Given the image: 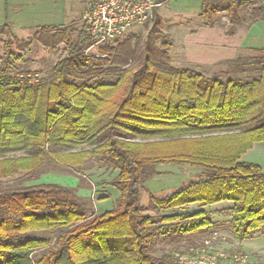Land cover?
Returning <instances> with one entry per match:
<instances>
[{
	"label": "trees",
	"instance_id": "1",
	"mask_svg": "<svg viewBox=\"0 0 264 264\" xmlns=\"http://www.w3.org/2000/svg\"><path fill=\"white\" fill-rule=\"evenodd\" d=\"M256 1L204 0L200 16L215 26L225 12L231 34ZM254 11L264 15L262 6ZM150 22L159 27L156 12ZM36 35L46 46L66 47L47 78L7 73L3 58L13 55L15 36L8 24L0 27V264H178L173 253L154 256L153 244L213 223L202 209L144 213L140 191L165 164L203 175L169 195L150 194L155 209L229 201L233 237H264V172L241 160L254 143L264 145V56L231 60L226 79H207L171 67L165 51L156 61L148 49L137 52L130 35L101 47V56L85 53L91 42L84 26L74 42L64 28L42 27ZM90 159L116 171L111 185L119 196L100 214L85 215L72 188L1 186L15 176L37 178L49 165L81 168ZM47 231L50 238L36 235Z\"/></svg>",
	"mask_w": 264,
	"mask_h": 264
},
{
	"label": "rangeland",
	"instance_id": "2",
	"mask_svg": "<svg viewBox=\"0 0 264 264\" xmlns=\"http://www.w3.org/2000/svg\"><path fill=\"white\" fill-rule=\"evenodd\" d=\"M88 1L89 0H81V4L85 7ZM220 1L223 2L222 5L227 2V0ZM253 8V3H251L243 9V16L246 21L250 20V11ZM222 16L226 17L227 15L225 12L217 14L216 18L218 19V24L225 23L228 25V18L226 17V20H223L221 18ZM83 26L81 21H77L68 25L64 29L70 39L74 42L77 40L81 30H83ZM13 35L15 36V40L11 45L13 55L3 58L7 59L10 67L7 71L8 74H14V72L17 71L20 72V74H22V72H29L32 78L35 76L40 79L47 78L51 73L54 63L66 54L64 43H60L55 47L46 46L38 40L36 32L23 33L20 36L13 33ZM128 35L132 36V46L138 43L137 52H141L143 49H148L152 59L156 61L160 58V56H158L159 52L165 51L168 54L169 62L171 61L172 50L170 36L166 33V30L163 29L161 22L158 28H154L149 21V23L147 22L142 26L131 29L126 36ZM88 47L85 49L86 54L90 56H101L102 52L100 51V48L104 47V45L93 46L89 49ZM2 52L3 50L0 48V55H2ZM107 65L108 64H103L102 66L105 68ZM170 66L173 67L171 63ZM188 69L192 70L193 68ZM227 71L228 66L226 64H220L213 69L209 75H204V77L207 79H212V77L226 79L228 75L223 73H226ZM104 81H108L107 77L104 78ZM243 161L258 164L264 172V145L262 143H256V145L244 155ZM200 171L201 170H199V172ZM197 172L198 170L191 171L189 179L196 180V177H198ZM115 174L116 171L113 172L110 168H100L94 160L90 159V161L85 160V165L81 168L69 169L59 165H49L42 173L37 175V178H20L21 180H16V178L20 176H15L3 180V185L1 186L14 187L36 184H56L72 188L79 197L76 203L79 205V208L85 212V215H88L91 209L94 214H100L115 206V192H113V194L108 193L111 192V183ZM156 196L160 198L162 195ZM104 198L106 199L102 200ZM137 202L140 207L143 206L144 213L151 215H169L175 211H182V209H176L175 211L174 209H155L153 202L150 201L149 194L143 191ZM226 208L227 207H220L219 209H203L205 216L209 218L213 225L204 228L196 234H192V231L184 234L182 233V235L180 232L175 233V231L169 234L166 233L165 236L167 237L165 240L160 239L153 244L152 254L154 256H160L167 253L174 254V252H187L191 247L201 246L205 240H208L214 249L242 251L249 254L252 259L257 260L260 264H264V237L261 232L251 233L249 238L243 240L234 238L231 233L230 223L232 214L226 210ZM198 209H201L198 205L188 208L189 211ZM44 234L49 238L52 236L50 231L43 233L38 232L36 235L43 236ZM38 253H40V250L36 251L35 254Z\"/></svg>",
	"mask_w": 264,
	"mask_h": 264
},
{
	"label": "crops",
	"instance_id": "3",
	"mask_svg": "<svg viewBox=\"0 0 264 264\" xmlns=\"http://www.w3.org/2000/svg\"><path fill=\"white\" fill-rule=\"evenodd\" d=\"M87 5L88 3L84 7L81 0H0V27L6 23L15 35L20 36L23 33L37 32L42 27L63 29L77 21H81L83 26V14ZM203 6L204 0H165L155 11L163 29L170 36L172 50L170 63L173 68H193L192 71L204 76L209 75L218 65L231 60L264 56V15L256 17L254 11L259 6L264 8V0H257L253 4L250 20H245V25L238 27L231 34L227 33L228 25L225 23L215 26L204 25L200 16ZM221 18L226 20L224 16ZM255 145L256 143L253 147ZM156 170L158 174L143 184L147 191L143 189L140 192L163 197L200 179L203 175L201 169L170 164L158 165ZM194 170H198L197 179H189V174ZM111 187V192L108 193L115 192L116 200L119 191L113 185ZM195 205L198 204L183 205L174 208V211L182 209L181 212L175 213H185L189 211L188 208ZM232 205V202L220 201L200 207L202 210L227 207L226 210L230 212Z\"/></svg>",
	"mask_w": 264,
	"mask_h": 264
},
{
	"label": "built area",
	"instance_id": "4",
	"mask_svg": "<svg viewBox=\"0 0 264 264\" xmlns=\"http://www.w3.org/2000/svg\"><path fill=\"white\" fill-rule=\"evenodd\" d=\"M165 0H89L83 14L88 47L114 44L131 29L153 18ZM178 264H260L242 251L214 249L210 241L191 247L187 252H175Z\"/></svg>",
	"mask_w": 264,
	"mask_h": 264
}]
</instances>
